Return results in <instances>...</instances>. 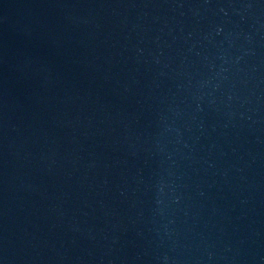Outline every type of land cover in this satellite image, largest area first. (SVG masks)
<instances>
[{
	"label": "water",
	"instance_id": "1",
	"mask_svg": "<svg viewBox=\"0 0 264 264\" xmlns=\"http://www.w3.org/2000/svg\"><path fill=\"white\" fill-rule=\"evenodd\" d=\"M0 264H264V0H0Z\"/></svg>",
	"mask_w": 264,
	"mask_h": 264
}]
</instances>
